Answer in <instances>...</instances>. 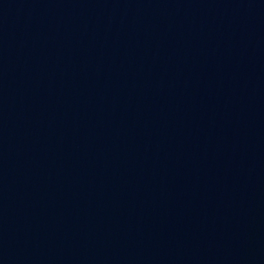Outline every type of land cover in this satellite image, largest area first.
I'll list each match as a JSON object with an SVG mask.
<instances>
[{
  "label": "water",
  "instance_id": "obj_1",
  "mask_svg": "<svg viewBox=\"0 0 264 264\" xmlns=\"http://www.w3.org/2000/svg\"><path fill=\"white\" fill-rule=\"evenodd\" d=\"M0 264H264V0H0Z\"/></svg>",
  "mask_w": 264,
  "mask_h": 264
}]
</instances>
